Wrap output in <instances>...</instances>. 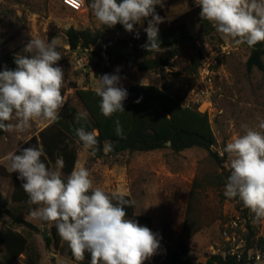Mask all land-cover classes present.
Wrapping results in <instances>:
<instances>
[{
    "label": "rangeland",
    "instance_id": "rangeland-1",
    "mask_svg": "<svg viewBox=\"0 0 264 264\" xmlns=\"http://www.w3.org/2000/svg\"><path fill=\"white\" fill-rule=\"evenodd\" d=\"M184 0H164V8L156 7L157 13L165 17V22L158 25L159 29L169 26L180 19L195 27L198 34L194 42L185 41L184 53L173 59V66L157 72H141L132 63H117L112 73L119 67L122 77L121 85L150 84L161 86L170 83L187 95L190 93V80L193 75L190 70L192 58L201 50L204 55L220 49L227 44L219 63L211 74V88L209 102L203 103L199 110L208 112L210 123L216 137L214 150L219 153L234 136H242L246 128L260 130L258 125L264 120V71L254 69L248 71L246 62L251 54V48L246 44L233 46L227 43L219 33L214 31L211 36L200 34L199 13L201 8L196 6L194 0H187L190 11H183L179 6ZM79 30H101L108 36H114L95 18L91 10L86 7L84 11H73L64 6L62 0H0V53L1 59L7 62V55L22 54L24 46L30 41L31 35L48 39L57 37L62 59L58 65L65 72V86L61 90L65 93L67 102L80 112L87 113L85 106L76 91L80 89H93L97 87L99 77L88 67H80L78 60L80 54L73 52L67 43L65 31L69 28ZM147 20L143 26H138L139 36H142ZM135 33L119 34L120 38H130ZM264 43V42H263ZM206 44V46H205ZM0 60V70L4 65ZM86 62V61H85ZM86 64V63H85ZM122 72V73H121ZM186 95V96H187ZM64 104V105H65ZM48 121H35L32 127L24 132H7L0 139V166L9 171L7 155L16 152L26 142L48 126ZM80 148V146H77ZM80 159V166L86 167L93 180L94 187H100L105 192H122L129 195L138 215L150 216L153 220L151 230L159 234L160 248L144 264H156L166 257L173 249L179 238L188 240L192 248L193 262L206 264L212 254H226L238 250L244 245L247 234V224L255 230L257 237L264 238V220L254 221V214L246 207H238L237 198L225 197V184L227 173V154L222 167L217 166L208 152L193 148L174 153L166 148L152 152H122L108 160L94 161L88 152ZM18 154V153H17ZM10 172V171H9ZM18 174V173H14ZM67 178L66 175L63 174ZM15 181L12 177L0 174V191L11 200ZM243 205V204H242ZM34 205L30 206V210ZM246 210V211H245ZM29 212L23 217L35 224L40 232L34 233V238L41 250L42 259L39 264H80L74 257L64 256L58 250L47 248L42 232L48 230L49 225L33 220ZM193 221L196 233L188 236L185 233L187 220ZM232 220H238L239 227H230ZM10 224L8 218L0 222V227ZM229 228V239L223 231ZM22 230V228H19ZM3 248L0 245V255ZM261 253L251 250L250 255ZM2 264H26L25 257ZM257 264H264L260 258Z\"/></svg>",
    "mask_w": 264,
    "mask_h": 264
},
{
    "label": "clouds",
    "instance_id": "clouds-1",
    "mask_svg": "<svg viewBox=\"0 0 264 264\" xmlns=\"http://www.w3.org/2000/svg\"><path fill=\"white\" fill-rule=\"evenodd\" d=\"M201 8V20L212 24L216 32L233 46L246 44L254 47L264 42V0H194ZM164 8V0H91L88 7L95 18L106 28L117 24L139 38L137 25L147 27V52L161 53L158 25L165 22L156 7ZM190 11L187 0L179 6ZM206 46V44H205ZM23 52L17 54L15 69L4 66L0 71V130L24 132L35 121L58 122L61 109L67 102L64 69L58 65L62 59L57 37L49 41L31 35ZM121 69L99 76L96 95L104 117L125 111L124 101L128 91L121 85ZM139 103L138 99L135 101ZM87 113H77L75 123L86 120ZM246 128L242 136H234L220 152L227 154L230 175L225 184V197L239 198L243 206L254 214V221L264 220V120L258 128ZM116 134H123L116 121ZM74 135L90 156L100 151V141L95 129L87 131L81 125ZM106 141L103 151L112 150ZM19 153V154H17ZM46 154L39 145L10 152L6 159L9 171L18 173L21 188L28 195L29 211L33 220L54 223L61 239L65 241L75 260L82 261L85 253L91 255V264H144L157 254L160 237L149 227L135 219H127L126 206L132 202L122 192L106 193L93 186L90 171L78 165L65 179L64 162L58 158L53 166L42 160Z\"/></svg>",
    "mask_w": 264,
    "mask_h": 264
},
{
    "label": "trees",
    "instance_id": "trees-1",
    "mask_svg": "<svg viewBox=\"0 0 264 264\" xmlns=\"http://www.w3.org/2000/svg\"><path fill=\"white\" fill-rule=\"evenodd\" d=\"M90 2L91 0H86L87 7ZM64 6L67 7L65 4ZM198 23L200 34L211 36L214 33L215 28L210 22L199 19ZM107 29L114 36H108L101 30H79L73 27L64 33L70 49L85 58V67L91 69L96 77L106 73L111 74L113 67L119 62L132 63L141 72L160 73L162 69L173 66V59L184 53L182 44L185 41L193 43L198 35L194 31V26L191 27V25L178 19L169 26L159 29L160 46L165 51L156 53L147 52L142 47L147 43L146 33L139 36L138 39L135 38V35L130 38H120L119 34L129 33L125 31L122 25L117 24L114 28ZM196 55V58L191 60L190 70L193 78L190 80L189 89L196 83V76L205 56L201 50H198ZM15 57L12 54L7 55V65L4 64L0 71L3 70L4 66L15 69ZM246 67L248 71L254 69L264 71L263 42L251 47V54L246 62ZM124 88L129 93L128 98L124 101L125 111L115 113L111 117H104L101 114L99 107L101 98L96 95L95 90H77L76 93L88 113L86 120L76 124L74 117L79 112L74 107L65 104L60 113L62 118L58 122L50 123L20 149L39 145L46 154L42 160L51 167L58 158H62L64 162L62 172L68 176L77 164V146H82L74 135V129L83 125L87 131L95 129L98 133L100 151L96 156H90L94 161H105L122 152H152L169 148L174 153H180L188 149L198 148L208 152L213 162L225 169L223 164L226 158L213 148L216 144V137L210 123L209 113L201 112L198 106L186 107L182 105L189 91L184 94L180 88L170 83H164L161 86L137 84L124 86ZM138 99L140 102L136 103L135 101ZM117 120L123 130L121 136H118L115 131ZM6 133L0 130V139ZM106 141L113 145L112 150L108 153L103 151ZM168 142L171 144L169 145ZM0 174L4 177H12L15 181L11 200L0 191V222L5 217L10 221L8 226L0 227V245L3 248L0 259L6 263H11L24 256L26 264H39L42 255L34 238V233H38L40 230L35 224L23 217V214L28 213L30 211L28 208L32 206L28 203L29 197L21 188L22 181L18 179L16 174L9 172L2 166H0ZM229 175L230 173H227V178ZM64 178L66 179V177ZM125 199L132 202L129 195H125ZM237 199L239 201L238 207H242V201L238 197ZM125 210L127 219H135L141 225L152 228V218L136 214L133 202L131 206H126ZM44 224H50L49 234L44 239L46 247H53L64 256L74 257L68 244L59 236L55 224ZM246 226L248 230L244 238V245L237 248L238 250L226 254H212L208 257L206 264H257L256 255L253 256L254 258L249 256V252L256 249L260 251L261 258L264 260V238L257 237L250 221ZM184 229L188 236L197 231L194 222L190 223L189 219L186 221ZM191 253L192 248L188 240L179 238L170 253L156 264H195L191 258ZM0 264H2L1 261ZM80 264H91V255L86 252Z\"/></svg>",
    "mask_w": 264,
    "mask_h": 264
},
{
    "label": "built area",
    "instance_id": "built-area-1",
    "mask_svg": "<svg viewBox=\"0 0 264 264\" xmlns=\"http://www.w3.org/2000/svg\"><path fill=\"white\" fill-rule=\"evenodd\" d=\"M63 3L69 7L70 9L81 12L86 9V0H62ZM227 50V44L221 45L220 49L216 51H212L210 55H205L200 69L198 71V74L196 76V83L193 86V88L190 90V93L184 98V101L182 103L183 106H200L205 103L209 102L210 98V88H211V74L213 73L214 69L219 63L220 57L226 53ZM79 66L83 67L85 66V58L82 57L78 60ZM230 227L233 229H236L239 227L238 220H232L230 222ZM224 236L229 239L230 233L229 228L227 227L223 231ZM233 253V252H232ZM250 258H254L250 255ZM256 258L259 260L261 258L260 254L256 255Z\"/></svg>",
    "mask_w": 264,
    "mask_h": 264
},
{
    "label": "crops",
    "instance_id": "crops-1",
    "mask_svg": "<svg viewBox=\"0 0 264 264\" xmlns=\"http://www.w3.org/2000/svg\"><path fill=\"white\" fill-rule=\"evenodd\" d=\"M130 85H137V84H130ZM140 85H142V84H140ZM150 85V84H149ZM126 86H128V85H126ZM124 87V86H123ZM64 107V106H63ZM72 107H74V106H72ZM75 108V107H74ZM76 109V108H75ZM62 110V109H61ZM77 110V109H76ZM79 113H81L79 110H77ZM87 115H88V113H87ZM51 123V122H50ZM78 146H80V145H78ZM77 149H78V160H77V164H76V167L78 166V164H79V161H80V159L83 157V155H84V153H85V155L87 154L86 152V150H84L83 148H82V146H80V148H78L77 147ZM19 174H17V176H18ZM14 189H15V183H14V185H13V189H12V194H11V199H12V196H13V193H14Z\"/></svg>",
    "mask_w": 264,
    "mask_h": 264
},
{
    "label": "water",
    "instance_id": "water-1",
    "mask_svg": "<svg viewBox=\"0 0 264 264\" xmlns=\"http://www.w3.org/2000/svg\"><path fill=\"white\" fill-rule=\"evenodd\" d=\"M0 60H3V59H1V53H0ZM3 63H4L5 65H7V62L4 61V60H3ZM168 144L170 145L171 143L168 142ZM47 236H48V230H47L46 228H44V230H43V232H42V237L45 239Z\"/></svg>",
    "mask_w": 264,
    "mask_h": 264
}]
</instances>
